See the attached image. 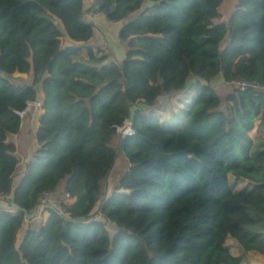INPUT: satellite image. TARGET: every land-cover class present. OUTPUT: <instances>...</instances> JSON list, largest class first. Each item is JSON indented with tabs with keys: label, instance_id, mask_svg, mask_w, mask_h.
<instances>
[{
	"label": "trees",
	"instance_id": "obj_1",
	"mask_svg": "<svg viewBox=\"0 0 264 264\" xmlns=\"http://www.w3.org/2000/svg\"><path fill=\"white\" fill-rule=\"evenodd\" d=\"M221 1L99 0L106 20H124L118 59L87 43L95 27L83 0H0V264L264 257V135L249 134L264 131V0H236L227 20ZM55 18L74 42L62 45ZM82 51L86 57L75 58ZM14 72L29 82L16 83ZM218 74L233 84L224 97L213 85ZM236 79L256 86L240 89ZM40 88L39 148L12 187L18 157L7 136L18 132V111ZM182 92L174 109L169 97ZM126 119L134 132L120 138L116 127ZM118 151L127 167L103 193ZM229 172L245 186L234 189ZM42 190L60 198L16 245Z\"/></svg>",
	"mask_w": 264,
	"mask_h": 264
},
{
	"label": "crops",
	"instance_id": "obj_2",
	"mask_svg": "<svg viewBox=\"0 0 264 264\" xmlns=\"http://www.w3.org/2000/svg\"><path fill=\"white\" fill-rule=\"evenodd\" d=\"M83 4L85 9L84 11L85 19L92 22L95 27L94 35L87 41V43L92 44L94 47L99 46L100 48L104 49V46L102 44L107 42L105 38H107L106 34L109 33L111 38H114V40H112L113 43L115 45L117 44V47L120 48V53L118 52L119 56L117 55L116 57L118 59H121L124 55V47L117 36V32L119 27L123 24L124 20H120L117 22L108 21L105 19L102 12L98 11L97 8H94L92 6L91 0H83ZM54 22L63 31L60 37L62 45L74 42L64 31V26L62 21L59 18H55ZM98 30L105 31L104 36L97 34ZM107 43L110 44V42ZM114 44H110V45H114ZM79 56H81V58H85L86 57L85 51H83L82 54H80ZM12 78L16 83L29 82L30 80V77H28L26 73H21V72H14ZM43 99H44V92L40 88L38 92L37 100L42 102ZM42 112L43 109L40 106H33L30 111L26 112L25 114H23V116H21L22 117L21 125L18 132L7 136V140L11 141L15 145L16 147L15 153L18 157V165H17L16 173L12 177V187H14L17 184L19 178L23 174V171L25 169V164L27 163V161L31 158L34 151L39 148V144L36 139V131L39 126V118ZM51 197L52 194L50 196V199ZM0 206L1 207L6 206V202L2 199V197H0ZM44 215H46V213ZM47 215H49L48 212ZM46 217H44L42 222L45 221ZM40 223L41 221L38 219V216L33 218L26 217L17 234V238L19 234L20 236H22V234L25 233L28 227L30 228L37 227ZM239 250L240 252H236V253H233L232 251L231 252L235 255H239L241 253L240 246H239ZM258 256L261 257L262 262L264 264V257H262L261 255Z\"/></svg>",
	"mask_w": 264,
	"mask_h": 264
},
{
	"label": "rangeland",
	"instance_id": "obj_3",
	"mask_svg": "<svg viewBox=\"0 0 264 264\" xmlns=\"http://www.w3.org/2000/svg\"><path fill=\"white\" fill-rule=\"evenodd\" d=\"M235 1L236 0H222L221 1V3L218 6V11H219V13L223 19L227 20L229 18V16L231 15V13L234 9ZM104 33H105V31H101V30H98V32H97V34L103 35V36H104ZM106 37L107 38H105V40H107V42H110V44H114L112 41V40H114V38H111L109 33L106 34ZM108 40H110V41H108ZM107 42L102 44L104 46V49L105 50H112L113 53L115 54V56H117V55L119 56L120 48L117 47V44L116 45L115 44L110 45ZM82 52L80 54H82ZM75 58L81 59V56H76ZM213 85H214L215 89L218 91V94L220 95V97H224L226 93H228L229 91H231L233 89V84L224 83V81L222 80V78H220V76L217 79L213 80ZM184 96H185V92L170 96L169 97V104L172 105V107L174 109H178L181 106V103H182ZM165 101H166V99H164V102ZM161 115H162V118L165 120L170 117L171 111L167 108L166 105H165V108L163 109V111H161ZM249 134L253 138H257L258 136L264 135V131L259 133L254 127L249 132ZM116 140H117V136L115 135L112 143L115 144L114 142H116ZM126 167H127V158L125 157L123 152L118 151L116 154L115 163H114L113 167L111 168V170L109 171L107 178L103 183V186H102L103 193L104 192L107 193V192L112 191L114 189V187L116 186V184L118 182L120 175L124 172ZM228 177H229V181L232 184L234 189H240L243 186H245L246 180L235 177L232 172H229ZM58 193H59L58 191H55L52 193L51 199H50V197L48 198V206L57 204L58 198H60V194H58ZM47 212L49 214L48 209H45L42 212H40L38 210V207H37L36 214L33 217L38 216V219L42 222L44 217L48 216ZM45 213H46V215H44ZM94 216L98 217L99 214L95 213ZM27 218H29V217H27ZM106 227H107L110 235H113V233H114L113 223L112 222H106ZM22 236H23V234H22ZM22 236H20V234H19L17 241H16V245L19 244V239L22 238ZM225 244L229 247V249L233 253L240 252L239 245L236 243V241L233 238L227 237ZM245 258H246V261L249 262L250 264H263L261 257L255 253L249 252L246 254Z\"/></svg>",
	"mask_w": 264,
	"mask_h": 264
},
{
	"label": "built area",
	"instance_id": "obj_4",
	"mask_svg": "<svg viewBox=\"0 0 264 264\" xmlns=\"http://www.w3.org/2000/svg\"><path fill=\"white\" fill-rule=\"evenodd\" d=\"M92 6L94 8H98L99 0H91ZM240 89H245L249 87H255L256 84L252 82H247L245 80L236 79L234 81ZM41 102L39 100H29L26 102L24 108L18 111L20 116H23L26 112L30 111L33 106H40ZM116 130L119 132L120 138H123L126 135L132 134L134 129L131 124L130 119H126L122 125L116 127ZM50 197V192L47 190H42L38 195V210L42 212L43 210L47 209L48 206V198Z\"/></svg>",
	"mask_w": 264,
	"mask_h": 264
},
{
	"label": "water",
	"instance_id": "obj_5",
	"mask_svg": "<svg viewBox=\"0 0 264 264\" xmlns=\"http://www.w3.org/2000/svg\"><path fill=\"white\" fill-rule=\"evenodd\" d=\"M218 76H221V74H218ZM12 205L19 208V206L14 202H12ZM20 209L25 212L24 208H20ZM36 211H37V206L33 209L31 213H26V217L29 218L33 217L36 214Z\"/></svg>",
	"mask_w": 264,
	"mask_h": 264
}]
</instances>
